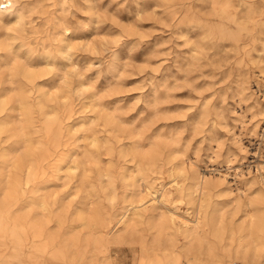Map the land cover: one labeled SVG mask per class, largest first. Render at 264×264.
<instances>
[{
    "label": "rangeland",
    "instance_id": "374dc122",
    "mask_svg": "<svg viewBox=\"0 0 264 264\" xmlns=\"http://www.w3.org/2000/svg\"><path fill=\"white\" fill-rule=\"evenodd\" d=\"M234 7L0 0V264H264V38Z\"/></svg>",
    "mask_w": 264,
    "mask_h": 264
},
{
    "label": "clouds",
    "instance_id": "9594fccd",
    "mask_svg": "<svg viewBox=\"0 0 264 264\" xmlns=\"http://www.w3.org/2000/svg\"><path fill=\"white\" fill-rule=\"evenodd\" d=\"M201 4L206 3L207 0H199ZM235 7L234 11L238 12L241 17L250 23L256 24L260 28V32L257 34L258 37L264 38V0H234ZM239 28L240 26L237 25ZM252 31L248 32V37L252 38L253 43L256 42L257 37H253ZM3 237H0V243L3 241ZM15 251V249H13ZM119 264H134V261L129 259H121Z\"/></svg>",
    "mask_w": 264,
    "mask_h": 264
},
{
    "label": "bare ground",
    "instance_id": "6f19581e",
    "mask_svg": "<svg viewBox=\"0 0 264 264\" xmlns=\"http://www.w3.org/2000/svg\"><path fill=\"white\" fill-rule=\"evenodd\" d=\"M154 153H156V151H154ZM187 159V158H186ZM152 161H154L155 162V157H152V159H151ZM190 160V159H189ZM188 161V160H187ZM192 161V160H191ZM252 162V161H251ZM254 163V162H253ZM256 163V162H255ZM250 164H252V163H250ZM251 167H252V165H251ZM251 167H250V169H251ZM211 168H213V169H215L214 167H211ZM210 168V170H212ZM216 169H218V168H216ZM215 169V170H216ZM209 170V171H210ZM179 171H181V172H184L185 171V169L184 168H182V169H180ZM217 172L218 171H216L215 173L217 174ZM209 173H211V171L209 172ZM190 174V173H189ZM189 174H188V176H189ZM206 174V173H205ZM207 175V174H206ZM221 175V174H220ZM203 176H204V174H203ZM214 176V175H213ZM190 179H191V183H190V185H189V187H188V193H187V195L188 196H190L191 198H195L194 196H196L197 194H205V192L206 193H208V182H206V180H205V182L203 181L204 180V177L201 179V177L199 176V173H198V171H197V169L196 168H194V170H192V174H190ZM226 177V176H225ZM215 178V177H214ZM175 180H176V178H174ZM217 183H223L224 182V180L223 179H219L218 181H216ZM177 185H178V187H177V189H178V192L179 193H182V194H184V193H186L185 192V189L182 187V185H180L179 184V182L178 181H176L175 182ZM173 185V184H172ZM151 187H149V189H150ZM222 188V187H221ZM224 188V187H223ZM148 189V188H147ZM150 191V190H149ZM244 191V190H243ZM241 192V191H240ZM242 193V192H241ZM260 194H259V202L260 203H262V206L259 208V210H261L262 212H264V195L262 194V192L260 191L259 192ZM171 194V192L170 191H168L167 193H162V195H161V197H163V198H167L169 195ZM243 195V194H242ZM157 196V195H156ZM201 196V195H200ZM244 196V195H243ZM160 197V196H159ZM158 197V198H159ZM152 198V197H151ZM154 198V197H153ZM169 198V197H168ZM155 199V198H154ZM200 201H201V199H199ZM157 201V200H156ZM161 203V202H160ZM144 204V202H142L141 203V205H143ZM161 204H163V203H161ZM164 205V204H163ZM138 207H140V205H138V206H135V209H138ZM168 208V207H167ZM166 208V209H167ZM198 209V208H197ZM199 209H200V206H199ZM175 212V211H174ZM197 212H198V210H197ZM250 212V211H249ZM135 213L136 214H139L138 212H136L135 211ZM166 216L168 217V218H170V219H174L175 217H174V214L170 211L169 213H168V215L166 214ZM131 224V223H130ZM130 224H128V225H130Z\"/></svg>",
    "mask_w": 264,
    "mask_h": 264
}]
</instances>
